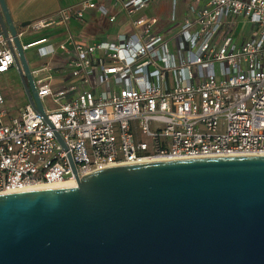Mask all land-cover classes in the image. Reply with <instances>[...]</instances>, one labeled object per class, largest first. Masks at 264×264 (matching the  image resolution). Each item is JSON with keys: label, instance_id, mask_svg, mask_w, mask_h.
<instances>
[{"label": "built area", "instance_id": "obj_1", "mask_svg": "<svg viewBox=\"0 0 264 264\" xmlns=\"http://www.w3.org/2000/svg\"><path fill=\"white\" fill-rule=\"evenodd\" d=\"M155 1L112 0L117 17L81 0L18 28L19 38L41 33L21 46L39 59L28 65L44 114L28 100L10 113L0 90V194L76 185L71 162L81 178L111 166L264 155V0H169L166 17L146 13ZM90 9L113 28L78 39L69 24ZM58 27L57 42L42 34ZM15 53L0 33V74L17 71Z\"/></svg>", "mask_w": 264, "mask_h": 264}, {"label": "water", "instance_id": "obj_2", "mask_svg": "<svg viewBox=\"0 0 264 264\" xmlns=\"http://www.w3.org/2000/svg\"><path fill=\"white\" fill-rule=\"evenodd\" d=\"M20 26L0 0V33L12 36L24 94L43 115ZM71 166L74 186L0 194V264H264V155L111 166L81 178Z\"/></svg>", "mask_w": 264, "mask_h": 264}, {"label": "crops", "instance_id": "obj_3", "mask_svg": "<svg viewBox=\"0 0 264 264\" xmlns=\"http://www.w3.org/2000/svg\"><path fill=\"white\" fill-rule=\"evenodd\" d=\"M80 1L81 0H5L12 21L18 26L26 21L30 22L41 17L53 16L59 9L67 5L77 4ZM100 4L105 5L110 13L116 14L117 17H123L119 11V5L117 3L113 4L112 0H100ZM150 5L146 13L149 15H157L154 13L155 8L150 7ZM159 16L166 17L163 14ZM104 17L105 16L96 9L87 10L84 13V21L82 23L73 21L69 24V29L78 39L82 40L90 41L94 37H105L113 27L107 23ZM42 34L48 35L53 42H57L63 39L65 30L64 28L58 27L44 31Z\"/></svg>", "mask_w": 264, "mask_h": 264}, {"label": "rangeland", "instance_id": "obj_4", "mask_svg": "<svg viewBox=\"0 0 264 264\" xmlns=\"http://www.w3.org/2000/svg\"><path fill=\"white\" fill-rule=\"evenodd\" d=\"M169 2V0L155 1L153 4L150 3V7L155 8V14H163L166 16L171 9ZM180 7L181 3H178V14H180ZM39 36H41L40 32L35 33L34 35H22L19 39L21 43H27ZM25 55L28 59L31 70L39 67V59L37 58V56H35V48L25 50ZM0 90L5 93V107L10 111V113H18L24 108L25 104L27 103V99L26 95L24 94L20 78L14 68L9 69L3 74H0ZM44 105L49 109L54 108V106L48 101V99H44Z\"/></svg>", "mask_w": 264, "mask_h": 264}, {"label": "bare ground", "instance_id": "obj_5", "mask_svg": "<svg viewBox=\"0 0 264 264\" xmlns=\"http://www.w3.org/2000/svg\"><path fill=\"white\" fill-rule=\"evenodd\" d=\"M74 185V182H65V183H62V184H57V185H53V186H50L51 188H57V187H70ZM42 186H32V187H29L28 189H37V188H40Z\"/></svg>", "mask_w": 264, "mask_h": 264}]
</instances>
